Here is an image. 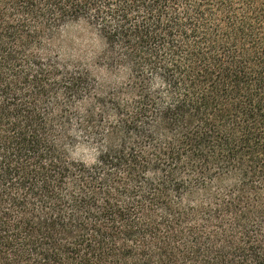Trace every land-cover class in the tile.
<instances>
[{
  "label": "trees",
  "instance_id": "trees-1",
  "mask_svg": "<svg viewBox=\"0 0 264 264\" xmlns=\"http://www.w3.org/2000/svg\"><path fill=\"white\" fill-rule=\"evenodd\" d=\"M0 264H264V0H0Z\"/></svg>",
  "mask_w": 264,
  "mask_h": 264
},
{
  "label": "rangeland",
  "instance_id": "rangeland-1",
  "mask_svg": "<svg viewBox=\"0 0 264 264\" xmlns=\"http://www.w3.org/2000/svg\"><path fill=\"white\" fill-rule=\"evenodd\" d=\"M59 48L63 56L79 58L91 62L95 60V51H98V41L95 32L83 23L68 25L63 28L57 37ZM76 157H83L90 161L88 150L80 149Z\"/></svg>",
  "mask_w": 264,
  "mask_h": 264
}]
</instances>
